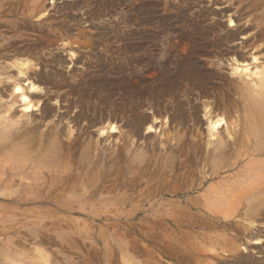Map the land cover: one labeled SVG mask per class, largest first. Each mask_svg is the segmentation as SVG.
<instances>
[{"label":"bare ground","instance_id":"1","mask_svg":"<svg viewBox=\"0 0 264 264\" xmlns=\"http://www.w3.org/2000/svg\"><path fill=\"white\" fill-rule=\"evenodd\" d=\"M46 1L0 0V162L15 161L20 165L13 168L14 172L11 168L7 170L0 166V200L21 205L36 201V204L51 206L25 209L22 213L27 217L26 231L6 227L0 232L4 235L0 236V264H162L164 258L160 261L149 250H135L128 243L115 245L114 241L119 239L114 234L102 232L97 237L84 224L65 223L59 216L62 212H75L85 213L90 218H103L111 208L98 210L87 205L94 203L95 192H99L96 202H102L101 192L107 190L105 182H109L112 176L115 175L118 183L112 184L111 188L128 189V185L135 187L130 179L133 181V178L144 176L147 172L153 179L150 188L156 197L159 198L161 193L174 196L159 198L147 212L137 207L130 215L161 218L167 229L179 227L182 230L179 239L166 236L168 242H173L170 247L172 255L177 258L181 255L183 259L194 262H208L215 254L212 246H228V250H234L236 240L217 229L209 231V225L203 219H222L229 212L230 215L261 217L264 214V185L244 189L240 184L233 189L228 188L224 177L226 150H234L237 142L244 139L241 131L230 132L224 128L228 123L220 113L228 108L230 112L231 109L242 111V117L250 123L246 133L253 139L262 134L260 123L264 120V105L260 97H264V63L253 70L247 62L249 57L234 52L230 75L238 103L226 106L225 91L222 92L221 103H214L212 107L209 103H203L201 107L191 103L190 88L202 95L206 92V85L212 83L208 80L216 78L206 73L192 58L176 70L160 71L151 84L143 86H135L126 69L102 58L94 61L95 70L85 68L81 72L64 73L65 60L49 53L55 49L57 38L50 40V34L44 32L54 24L47 18ZM256 6L257 12V9L262 10L257 18L249 21L253 26H264V6L260 2ZM141 9L148 13L149 19L147 16L144 18L146 13L138 10L144 24L148 21L152 24L151 9L148 6H141ZM230 24L236 25L233 20ZM250 26L246 28L249 30ZM52 31L58 32L59 28ZM263 35L264 32L261 33ZM235 36L232 34L228 38L234 39ZM246 41L249 42L248 39ZM255 42L253 40L250 45ZM154 44L148 37L145 50L153 51ZM38 53L40 56L34 57ZM146 59L148 57L143 55L128 57L126 62L128 65H139L146 63ZM251 59L255 63L259 60L253 55ZM77 62H80L79 58ZM114 66L119 68L118 71L112 70ZM107 69H111L112 73ZM65 86L75 98L73 106L79 109L69 120L58 115L52 105L42 100L46 98L47 102L53 100V104H59L57 98L63 99L61 93L49 92L52 88L57 91V88L61 90ZM162 101L171 104L169 109L161 108L159 103ZM70 106L67 105L68 111ZM200 112L201 119L198 118ZM120 117L126 120L128 131L122 141L111 146L114 135L122 134L116 124ZM66 121L68 127H65ZM191 123H205L207 140H195L188 129ZM158 124H162L161 128L157 127ZM186 125L188 128H185ZM202 132L198 129L197 136L203 137ZM141 137L146 139V145L135 149V141ZM228 138H233V141L230 143ZM257 141L253 145L258 148L261 140ZM259 149L262 151L263 147ZM185 153L194 154L197 162L203 161L204 169L199 172L197 185L191 186L186 181L184 183L190 186L179 192L184 186L180 180L181 166L187 158V155L183 156ZM161 163H164L162 171L156 172ZM195 191L200 194L190 197L189 194ZM67 192L75 195L69 196ZM244 198L249 200L244 203ZM219 199L223 203L229 200L234 206L221 209L208 206L211 200L219 202ZM118 200L123 206L128 204L126 197ZM113 212L118 214L119 210ZM42 213L53 214L48 218L56 219L41 225L46 220ZM63 225L67 226L66 230L62 229ZM251 238H254V244H260L261 239L253 235ZM181 240L185 243H180Z\"/></svg>","mask_w":264,"mask_h":264},{"label":"rangeland","instance_id":"2","mask_svg":"<svg viewBox=\"0 0 264 264\" xmlns=\"http://www.w3.org/2000/svg\"><path fill=\"white\" fill-rule=\"evenodd\" d=\"M263 1L264 0H109L105 2L102 0H47L45 5L49 12L47 11L46 15L48 16L47 18L50 19V22H54V24L52 27L49 26L47 28L50 30L46 29L44 32L50 34V40H55L57 38L58 45L56 44L55 49L49 53L58 55V57L65 60L66 64L63 65L64 68L62 69L64 73L71 71L81 72L85 68L88 70H95L96 63L94 61L98 58H102L110 63L114 61L120 68L126 69L125 72L131 75L132 83L135 86L151 84L160 71L167 69L176 70V67L180 68L188 59L192 58L195 63L206 71V73L215 75L216 78L208 80V82L211 81L212 83L206 85V92L202 93V95L196 93V89L190 88V93H192L190 97L192 100L191 103H193V105L198 104L199 107H201L203 103H209V106L212 107L214 103L216 105L221 103L222 92L226 91V106H228L230 103H238L237 95L235 97L232 89L233 78H231L230 75V64L231 59L235 55L234 52L249 57V59L247 58V62L251 64L250 68L253 70H255V66H260L264 63V35L261 36V33L264 32V26H253L249 21L258 17L262 9H257V12L256 7L259 5H256L260 2V5L264 6ZM141 6H148L149 9H151L149 11L151 13L150 18L154 20L152 24L148 23L149 21L146 24L147 26L144 24L143 16L139 12H144ZM147 14L148 13L144 15V18ZM48 19L46 21H48ZM147 19H149L148 16ZM155 20H157L156 24L153 25ZM230 20H233L236 25L231 26ZM248 26L251 27L249 30L246 28ZM53 28H59V31H52ZM206 31H208V33ZM53 33L55 35H52ZM232 34L237 36H235L234 39L228 38L231 37ZM148 37L156 43L154 44L156 45L153 48L154 50L151 52L144 48ZM247 39L249 42L246 41ZM253 40L256 42L250 45ZM142 55L148 57L146 63L142 62V64L139 65H137V63L128 65V62H126L128 57ZM252 55L259 58L256 63L252 61ZM37 56H40V54H34V57ZM47 56L49 57V54H47ZM78 58L80 62H77ZM114 69L118 71L119 68L114 66L112 70ZM106 71L112 73L111 69H107ZM224 80L225 82H223ZM68 86H65L64 89L61 88V90L57 88V91L52 90V88L50 89L52 92L46 89L51 94H53V92L61 93V95H59L63 99L57 98L60 101L59 104H53L55 103L53 100H48L47 102L46 98H42V100L52 105L54 109L57 110L55 112L58 115L65 116L69 120L70 117L74 118L75 113L79 109L73 106L75 104V98L69 94ZM260 101L264 105V97H260ZM69 104L73 106H70V111L66 109ZM159 104H161V108L169 109L171 106L167 101H162ZM17 106L18 105H16V107ZM167 116L169 119V115ZM220 116H223L228 123L224 127L225 129L228 128L230 132H233V130L241 131L240 133L243 136L242 139H244L242 142H237V147L234 150L230 148L226 150L224 177L226 183L228 182V188L233 189L240 184L244 189L253 185H255V188L264 185V120L260 123L263 132L256 138L257 140H261L257 148L253 143H258V141L253 139L252 135L248 132L246 133L247 128L250 127V123L248 119L246 120V118L242 117V111L238 112L231 109L230 112L228 108L227 111H221ZM38 117L41 118V116ZM163 117H165V115L162 116V118ZM198 118L201 119V112L198 114ZM189 121L190 119H188V122ZM116 124L119 126L123 135L116 133L111 139L113 140L111 146L118 143L120 140L122 141L123 137H125L124 133L128 131L125 119L121 118L117 120ZM73 125L74 123L71 124V126ZM195 125L191 123L189 125L190 128H188V125H186L185 128L187 127L189 129L190 133L194 135L195 140H199L200 142L202 139L204 141L207 140L205 137V133L207 132L205 123ZM161 126L162 124L157 125V127L160 128ZM65 127H68L67 121L65 122ZM75 128L78 127L76 126ZM198 129L201 130V132L203 131V137L202 135L200 137L197 136ZM250 139H252V141H250ZM228 140L231 143L233 138H228ZM135 142V149L139 146L144 147L146 145V139L143 137L136 139ZM261 147H263L262 151L259 149ZM145 150H147V148H145ZM186 155V161H184L181 166L182 176L180 180L181 185L183 184L184 186H181L182 189L179 192L185 190V186H190L184 183L186 181L188 184H191V186L197 185L200 177L199 172L204 169L203 161H195V155L192 153H185L183 156ZM188 163H190V165H188ZM0 166L2 169L5 168L7 170L11 168L13 172V168L20 167L17 162L8 160L1 161ZM163 167L164 163L158 165L156 172L162 171ZM133 179V181L130 179L129 182L135 183V187L128 185V189L126 187L123 189L116 187L111 188L113 187L112 184L118 183L115 175L112 176L109 182H105V186H108L106 187L107 190L101 192L100 196L104 198L102 202H96L98 200L97 198H99V192H95L96 199H94V203L87 205L98 210H107L111 208L109 213H104L105 215H103V218H90L85 213L78 214L73 212L67 214L62 212L59 214L61 220L65 223L76 222V225L84 224L88 229L92 230L97 237H99L102 232L107 235L114 234L119 239L114 241L115 245H117V243H128L131 244L133 248L135 247V250L139 248V250H149L155 254L160 261L164 258L161 261L162 264H176L178 261L179 264L181 262L183 264H264V214L261 217L255 218L246 216L245 214L230 215L229 212L225 213L222 219H203L209 225V231L215 232L217 229L218 232L226 233L227 236L236 240L237 245L234 250H228V246H212L211 248L215 250V254H213L215 256L212 255L208 262H194L186 258L183 259L184 257L181 255L179 258H177L176 255H172L170 253V247H172L171 244L173 242H168L166 236L179 239L182 233L179 227L171 226V228L167 229L161 218L147 216L145 214H141L137 217L134 214L133 216L130 215L133 209H138L137 207H142L144 211L146 210L147 212V210H149L148 208L155 206L159 198L163 197L165 199L170 196L166 193H161L158 198V196L156 197L155 194H153L154 192L152 188H150L153 179H151L148 172L144 176L142 175ZM136 179L137 181H135ZM95 183H97V181H95ZM196 192L197 191L189 194V196L195 197L200 194ZM67 195L73 196L75 194L73 192H67ZM173 196L174 194L172 197ZM118 197H126V199H128V204L123 206L121 201L118 200ZM244 199V203L249 200ZM54 204L57 203L54 202ZM48 206L51 207L49 204H42L39 202L36 204V201L28 203L27 205H21L1 199L0 232L6 227H15V229H19L17 231L20 232L26 231L25 223L27 217H25L23 211L28 207L38 209ZM208 206L216 209L230 208L234 206V203L229 200L223 203L219 199V202L211 200L208 202ZM114 210H119L120 213L118 212V214H115V212H113ZM41 215L46 219L41 225L50 224L51 221L56 219L48 218L53 214L42 213ZM34 219H36V216ZM196 219L199 221L202 220L200 217H196ZM247 220L252 221V223L250 224ZM66 228V225L62 226L63 230H66ZM246 228L247 231L245 230ZM240 230H242V232ZM2 234L3 233H0V236L4 237ZM252 235L255 238H259L258 240L261 239L260 244H254V238H251ZM180 243H185V241L181 240ZM161 245L164 246L162 247ZM175 245L173 247H175Z\"/></svg>","mask_w":264,"mask_h":264}]
</instances>
